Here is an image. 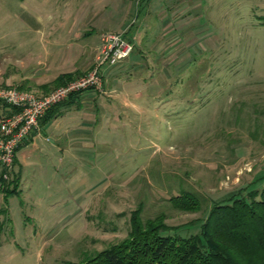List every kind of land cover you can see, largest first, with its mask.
Listing matches in <instances>:
<instances>
[{
  "label": "rangeland",
  "instance_id": "obj_1",
  "mask_svg": "<svg viewBox=\"0 0 264 264\" xmlns=\"http://www.w3.org/2000/svg\"><path fill=\"white\" fill-rule=\"evenodd\" d=\"M138 3L0 0V83L52 72L51 43L82 66L102 29L125 15L141 29L130 78L102 75L96 102L64 115L67 140L44 132L0 179V264L79 263L123 239L136 209L195 234L213 200L264 188V0H156L144 25ZM185 192L199 210L171 205Z\"/></svg>",
  "mask_w": 264,
  "mask_h": 264
},
{
  "label": "trees",
  "instance_id": "obj_2",
  "mask_svg": "<svg viewBox=\"0 0 264 264\" xmlns=\"http://www.w3.org/2000/svg\"><path fill=\"white\" fill-rule=\"evenodd\" d=\"M69 75H60L58 81L46 85L44 92L37 95L74 78ZM0 85L10 86L3 82ZM16 87L31 90L26 84ZM78 95L72 94L52 106L38 123L61 115V108L73 103ZM0 108H7V114L12 112L3 102ZM0 179L5 181L2 175ZM246 189L239 188L220 200H213L198 232L188 236L172 233L178 226L164 223L160 215L143 220L142 210L136 209L130 215L129 230L123 239L73 264H264V188L247 192ZM14 190V187L5 188L8 192ZM169 202L187 212H195L200 207L197 196L189 192L172 195Z\"/></svg>",
  "mask_w": 264,
  "mask_h": 264
},
{
  "label": "built area",
  "instance_id": "obj_3",
  "mask_svg": "<svg viewBox=\"0 0 264 264\" xmlns=\"http://www.w3.org/2000/svg\"><path fill=\"white\" fill-rule=\"evenodd\" d=\"M124 33H101L99 51L89 70L47 94L39 96L32 91L0 85V102L12 109L10 114L0 116V167L3 169V178H8L12 169L16 148L38 126L39 119L52 106L72 94L101 90L104 69L116 65L131 54L133 44Z\"/></svg>",
  "mask_w": 264,
  "mask_h": 264
},
{
  "label": "crops",
  "instance_id": "obj_4",
  "mask_svg": "<svg viewBox=\"0 0 264 264\" xmlns=\"http://www.w3.org/2000/svg\"><path fill=\"white\" fill-rule=\"evenodd\" d=\"M133 0H131L132 2ZM152 1H156V0H139V7L140 4H144L145 8L144 10H147L146 12H144L143 15V25L145 24V22L147 21V18L151 12V9L153 8L152 5ZM157 1H163V0H157ZM135 2H137V0H135ZM133 6L131 4L130 9H129V13H131ZM156 10H158V6L155 7ZM139 11V9H138ZM131 15V14H130ZM127 17V18H126ZM129 16L125 15V18L119 23V26L117 28H115V30H109L107 28L102 29L99 33H98V38H97V42L95 43V45L93 46V54L91 56L90 60H87L88 58H86L85 60H83L82 66L78 65V61H80L81 56H70V52L66 53L67 55H65V46L62 44H58V43H51L52 45H50L49 49L51 51H54L55 53L51 54V58H50V67L52 72H50V68H45V72L37 75L36 73H28L25 75V72H18V70H14L13 74H5L3 75L4 78H2V81L4 83H6V85H13L14 86L15 83L17 86H21L26 84L28 87H36L37 89H43L46 85L48 84H52L56 81H58V77L60 75L63 74H76V73H80V71H84L86 68L91 67L93 61L95 60L96 55L98 54L99 51V45H100V34L103 32H113V33H120L122 31H125V35L128 37V39L132 42V44L134 45L133 48V52L124 60H122L121 62L117 63L116 67L114 66H109L106 67L103 71V75L107 74L109 75V77H111L112 81L115 78H122V79H129L131 75L130 74V70L131 68L134 67H139L138 66V60H137V54H136V43L139 40V35H140V26L136 25L134 22V19L131 22H126L128 20ZM123 18V17H122ZM142 24V23H141ZM86 34L76 31L74 33V38H72L71 42H76V45L78 46V48L81 49H86L88 48V42L87 40H85ZM76 37H78L76 39ZM83 37V38H82ZM81 41V42H80ZM72 44H69V46L71 47ZM75 64L74 66H70V68H67L66 66L69 67V64ZM113 67V68H112ZM111 68V69H110ZM110 69V70H108ZM33 77V78H31ZM104 77L106 78V75H104ZM106 80V79H105ZM38 83H37V82ZM14 83V84H12ZM33 85V86H30ZM26 90V89H25ZM97 95H95V92L93 90H88L82 93H79L78 98H76V100H74L73 103L67 105V106H63L61 108L62 110V114L59 115L56 118H53L51 120H48L45 123H38V126L36 128H34L30 134L27 136V138L22 142L26 144H23L21 146V148L19 150H17L15 152V159H14V165L17 162V154L19 152H21V149L24 148L25 146L29 145V144H34L35 145V141L37 138H39L44 132L47 131H54L57 132L56 136L57 138H60V140L64 137L65 141L67 140V135L63 134L62 132L65 130L60 131L61 129H63L64 127L68 128L67 126H62L63 122H64V115L68 112H73L72 110H76L77 107L79 106L80 109L84 110V109H88L85 107V105H91L92 103L96 102ZM77 103H80L79 105L76 106ZM76 108V109H75ZM7 108H0V116L1 115H6L7 114ZM35 147V146H34ZM13 170V167L12 169Z\"/></svg>",
  "mask_w": 264,
  "mask_h": 264
}]
</instances>
